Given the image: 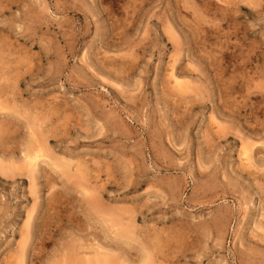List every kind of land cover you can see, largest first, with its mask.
I'll list each match as a JSON object with an SVG mask.
<instances>
[{
  "label": "rangeland",
  "instance_id": "1",
  "mask_svg": "<svg viewBox=\"0 0 264 264\" xmlns=\"http://www.w3.org/2000/svg\"><path fill=\"white\" fill-rule=\"evenodd\" d=\"M0 264H264V0H0Z\"/></svg>",
  "mask_w": 264,
  "mask_h": 264
},
{
  "label": "bare ground",
  "instance_id": "2",
  "mask_svg": "<svg viewBox=\"0 0 264 264\" xmlns=\"http://www.w3.org/2000/svg\"><path fill=\"white\" fill-rule=\"evenodd\" d=\"M178 81V80H177ZM179 84V83H178ZM16 88V87H15ZM175 90V89H174ZM187 91V90H186ZM185 91V92H186ZM30 137V136H29ZM249 144V143H248ZM248 148V147H247ZM26 152V151H25ZM43 152V151H42ZM43 154H40L39 153V150L38 149H36V150H33V152L31 153V154H28L27 156H26V161L28 162V163H32V166L34 165V164H36V162H37V160H38V158L40 157V156H42ZM45 155V154H44ZM245 156H246V153H245ZM248 157V156H247ZM25 162V161H24ZM54 163V162H53ZM21 164V163H20ZM58 165V164H57ZM65 165V164H64ZM66 167H67V165H66ZM65 167V168H66ZM29 168V167H28ZM4 169H5V167H4ZM30 170H31V168H30ZM33 171V170H32ZM36 171V170H35ZM9 173V172H8ZM11 173V172H10ZM5 174V173H4ZM13 174V173H12ZM8 175V174H7ZM81 176V175H80ZM74 177V176H73ZM112 178V177H111ZM83 179V178H82ZM34 180V179H33ZM85 181V180H84ZM35 185V184H34ZM95 200V199H94ZM98 204V203H97ZM114 215V214H113ZM116 218V217H115ZM115 218H112V219H115ZM29 222V221H28ZM106 222V221H105ZM121 223V222H120ZM117 224V223H116ZM121 225V224H120ZM121 227V226H120ZM113 228V227H112ZM133 228V227H132ZM122 229V228H121ZM120 229V230H121ZM119 232V231H118ZM133 234V233H132ZM131 235V234H130ZM120 236V235H119ZM118 238V237H117ZM120 239V238H119ZM104 249V248H103ZM24 250V249H23ZM97 252H98V250H97ZM20 253H22V252H20ZM23 254V253H22ZM101 255H103V254H101ZM99 256V255H98ZM97 256V257H98ZM84 257V256H83Z\"/></svg>",
  "mask_w": 264,
  "mask_h": 264
}]
</instances>
